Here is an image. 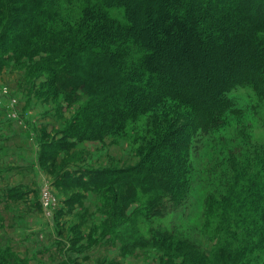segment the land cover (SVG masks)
I'll return each instance as SVG.
<instances>
[{"label": "trees", "instance_id": "obj_1", "mask_svg": "<svg viewBox=\"0 0 264 264\" xmlns=\"http://www.w3.org/2000/svg\"><path fill=\"white\" fill-rule=\"evenodd\" d=\"M73 1L0 0V68L11 54H44L39 67L54 92H64L69 103L81 92L87 96L71 128L82 140L121 132L149 114L142 160L99 170L84 183L111 193L117 208L152 193L146 217L182 204L196 138L236 110L229 92L251 85L264 98V0H157L151 13L136 9L135 0H76L75 18H64ZM210 80L217 82L212 93ZM257 176V192L239 185L238 173L229 176L227 190L208 192L205 214L217 216L220 236L210 255L189 250L190 264H254L250 257L264 248V180ZM254 200L260 203L253 208ZM174 240L155 230L147 242L179 250ZM0 264L28 263L0 248Z\"/></svg>", "mask_w": 264, "mask_h": 264}, {"label": "rangeland", "instance_id": "obj_2", "mask_svg": "<svg viewBox=\"0 0 264 264\" xmlns=\"http://www.w3.org/2000/svg\"><path fill=\"white\" fill-rule=\"evenodd\" d=\"M143 1L135 0L136 9L151 13L157 0H145L149 5L139 8ZM79 5L76 0L66 5L62 16L75 18L72 15ZM11 55L0 68V90L8 92L13 101L0 100V144L8 146V154L10 145L13 150L22 144L20 152H12L15 161L10 165L22 169L24 175L19 200L12 201L8 192L12 173L0 167V248L28 264H188L189 250L210 255L220 236L215 233L217 216L205 214L208 192L227 190L234 173L240 174L239 185H249L255 192L259 187L253 178L259 174L264 180V98L251 85H241L229 92L236 110L228 112L224 123L196 138L190 194L182 204L170 203L159 214L146 217L152 193H142L140 201L117 208L111 193L84 182L99 170L125 169L142 160L150 115L101 139H79L71 128L79 125L75 119L87 96L81 92L69 103L64 92H54L47 85L45 67H39L46 65L41 59L44 54L21 59ZM208 82L207 91L212 93L217 82ZM195 93L189 91L191 96ZM11 102L24 115L23 120L15 116ZM14 123L19 125L15 131L23 134L18 138L26 136V140L15 142L14 134L10 135ZM38 155L47 171L46 185L42 175L37 177L33 171ZM258 203L254 200L250 205L254 208ZM233 219L228 217L227 227ZM155 230L173 234L176 240L172 242L177 241L180 249L147 242ZM229 235L230 231L224 238ZM250 259L264 264V248Z\"/></svg>", "mask_w": 264, "mask_h": 264}, {"label": "crops", "instance_id": "obj_3", "mask_svg": "<svg viewBox=\"0 0 264 264\" xmlns=\"http://www.w3.org/2000/svg\"><path fill=\"white\" fill-rule=\"evenodd\" d=\"M7 94H9V93L6 92L5 90H0V100L7 99L8 101L9 100L12 101L11 96L10 95L8 96ZM12 102H11V105H12V108H13L15 116H17L18 119L23 120L24 115L21 114L20 112H18L15 104L14 103L12 104ZM17 126H19V125H15V123L12 124V126L10 128V131H11L10 135L14 134V137L16 138L15 142H19V140L23 139V138H25V140H26V136H24L22 138H18V136H22L23 134H19L18 131H15ZM0 133L3 134L2 132H0ZM10 140H14V138L13 139L11 138ZM0 143H2V142H0ZM9 148H10V153L8 154V152H7L8 146H6V145L5 146H1V144H0V163H2V165L0 164V167H2V168L4 167L3 169L5 171H7V174H9V175L12 173V176H13L12 179H11V184L12 185L9 188L8 192L10 191L11 195H12L11 197H9V199L12 200V201H15V200H19V197H20V191L22 189L21 183L23 182L24 173H22V169H17V167H14V166L11 167L10 163H12L11 162L12 160H13V162L15 161L14 160L15 155L12 154V152L15 151V150L20 152V150L23 148V146L21 144L20 145V149H13L12 150V145H10ZM4 154H5V156H4ZM35 159L37 160V162H35V166L33 167V171H35L37 177L39 175H42V177H43V183L42 184L45 183V185H46L48 180H49L48 177H47V171L45 170V168L39 162V155L35 156Z\"/></svg>", "mask_w": 264, "mask_h": 264}, {"label": "built area", "instance_id": "obj_4", "mask_svg": "<svg viewBox=\"0 0 264 264\" xmlns=\"http://www.w3.org/2000/svg\"><path fill=\"white\" fill-rule=\"evenodd\" d=\"M45 206H47L46 202H43Z\"/></svg>", "mask_w": 264, "mask_h": 264}]
</instances>
